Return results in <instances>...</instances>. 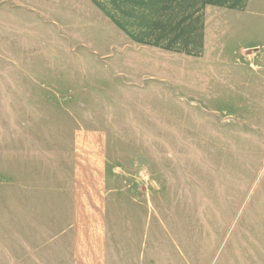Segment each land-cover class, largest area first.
Listing matches in <instances>:
<instances>
[{
    "label": "rangeland",
    "instance_id": "rangeland-1",
    "mask_svg": "<svg viewBox=\"0 0 264 264\" xmlns=\"http://www.w3.org/2000/svg\"><path fill=\"white\" fill-rule=\"evenodd\" d=\"M256 23L241 37L251 48L165 59L79 0H0V181L47 171L74 130L101 129L107 186L147 173L153 186L218 190L216 203L258 220L264 264V17Z\"/></svg>",
    "mask_w": 264,
    "mask_h": 264
},
{
    "label": "crops",
    "instance_id": "crops-1",
    "mask_svg": "<svg viewBox=\"0 0 264 264\" xmlns=\"http://www.w3.org/2000/svg\"><path fill=\"white\" fill-rule=\"evenodd\" d=\"M79 1L129 46L165 59L251 48L241 37L264 17L259 0ZM103 139L101 129L74 130L47 171L1 175L0 264H261L260 224L243 219L244 205L216 203L218 190L153 186L147 173L107 186ZM228 210L240 213L218 218Z\"/></svg>",
    "mask_w": 264,
    "mask_h": 264
}]
</instances>
